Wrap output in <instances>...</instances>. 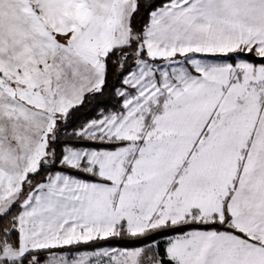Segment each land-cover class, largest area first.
<instances>
[{
    "label": "snow or ice",
    "instance_id": "snow-or-ice-1",
    "mask_svg": "<svg viewBox=\"0 0 264 264\" xmlns=\"http://www.w3.org/2000/svg\"><path fill=\"white\" fill-rule=\"evenodd\" d=\"M0 264H264V0H0Z\"/></svg>",
    "mask_w": 264,
    "mask_h": 264
}]
</instances>
